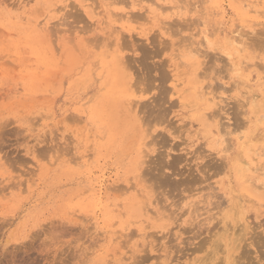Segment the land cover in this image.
<instances>
[{"label":"rangeland","instance_id":"1","mask_svg":"<svg viewBox=\"0 0 264 264\" xmlns=\"http://www.w3.org/2000/svg\"><path fill=\"white\" fill-rule=\"evenodd\" d=\"M151 1L0 0V264L264 260V0ZM214 70L224 84L198 87ZM144 80L159 94L129 99ZM162 111L201 165L159 140L140 163Z\"/></svg>","mask_w":264,"mask_h":264},{"label":"snow or ice","instance_id":"2","mask_svg":"<svg viewBox=\"0 0 264 264\" xmlns=\"http://www.w3.org/2000/svg\"><path fill=\"white\" fill-rule=\"evenodd\" d=\"M184 36H187V33L183 34ZM162 37V43L164 41H171L173 44L176 43V41L173 39L172 36H165L164 33H161ZM116 44H119V39H116ZM209 49L214 50V45L212 41H209ZM135 55L139 56L140 53L136 52ZM227 55V53H225ZM157 74V78H158ZM238 72H232L231 77L232 79H236L239 77ZM132 79L135 81V77H132ZM220 80L221 84H224V80L220 78L215 70L212 72L211 77H206L203 84L199 85L198 87H205L210 86L211 84H215L217 80ZM155 88V91H154ZM141 89H146L147 95L143 94ZM159 87L158 85L154 84L152 81L144 80L140 81L139 85L137 86L135 83L131 88L127 89V95L129 99L133 100H139V101H146L150 100L152 98H155L159 94ZM238 93H233V95H237ZM220 96H223L224 93L220 92ZM172 99H175L173 97ZM209 101H211V97L208 98ZM133 107L135 108L136 105L133 104ZM151 115V114H149ZM178 119L177 113H169L167 111L158 112L155 114V116L152 117V119H145V123L148 125L146 128L141 125V129L143 132L142 141H141V147H142V157L140 163L144 162V157H157V147H154L156 141H162L164 148L167 149V159L171 160L173 156V148L169 145L176 144L178 146L179 143H183V148L180 149L184 155L188 157V163L189 165H192L193 167H198L203 163V160L197 156V153L201 152V149L204 147V144H198L197 141L199 137L197 138H191L189 137L188 141H185L183 136H178L177 132L178 130L172 126L169 121H175ZM204 135H205V141L204 143L207 144L210 151H218V149L215 147V145L211 142L209 139L210 137V130L211 132H215L216 130V122L212 121L210 117L204 118L201 125ZM223 138L219 137L217 138V142L221 141ZM223 145L221 144V148ZM221 155H223V152H220ZM158 158V157H157ZM35 159V157H33ZM39 162V161H38ZM181 167H184L183 164H181ZM165 172L168 171L167 166L163 169ZM187 205H185L186 207Z\"/></svg>","mask_w":264,"mask_h":264},{"label":"bare ground","instance_id":"3","mask_svg":"<svg viewBox=\"0 0 264 264\" xmlns=\"http://www.w3.org/2000/svg\"><path fill=\"white\" fill-rule=\"evenodd\" d=\"M84 1H85V0H84ZM149 1H150V0H149ZM159 1H162V0H159ZM172 1H173V0H172ZM242 1H243V0H242ZM259 1H260V0H259ZM119 2H120V1H119ZM119 2H117V3H119ZM122 2H123V1H122ZM135 2H137V1H135ZM151 2H153V0H152ZM244 2H245V1H244ZM246 2H247V1H246ZM246 2H245V3H246ZM257 2H258V1H257ZM120 3H121V2H120ZM249 3H250V2H249ZM122 4H123V3H122ZM118 5H119V4H118ZM133 5H134V4H133ZM243 5H244V4H243ZM245 5H246V4H245ZM248 5H249V4H248ZM251 5H252V4H251ZM249 6H250V5H249ZM253 6H254V5H253ZM64 7H65V6H64ZM69 7H70V5H69ZM160 7H161V5H160ZM175 7H176V6H175ZM254 7H255V6H254ZM135 8H136V7H135ZM161 8H163V7H161ZM171 8H173V7H171ZM243 8H244V6H243ZM155 9H156V8H155ZM158 9H159V8H158ZM168 9H169V8H168ZM246 9H247V8H246ZM250 9H252V8H250ZM55 10H56V9H55ZM165 10H166V9H165ZM165 10H164L163 12H165ZM240 10H242V8H240ZM166 11H167V10H166ZM255 11H256V10H255ZM258 11H259V10H258ZM248 12H249V11H246L245 13L248 14ZM250 12H251V11H250ZM37 13H39V12H37ZM108 13H109V12H108ZM253 13H254V11H253ZM255 13H256V12H255ZM257 13H258V12H257ZM127 14H128V16H129V17H127L128 20H129V19L133 20V18H134L133 15H129V14H131V13H127V12H126L125 16H126ZM132 14H133V13H132ZM117 15H118V14H117ZM244 15H245V14H244ZM125 16H124V17H125ZM131 17H132V18H131ZM125 18H126V17H125ZM125 18H123V20H125ZM114 19H115V18H114ZM135 19H138V18H135ZM135 19H134V21H135ZM128 20H127V21H128ZM24 21H25V20H24ZM129 21H130V20H129ZM136 22H137V20H136ZM103 23H104V22H103ZM40 24H41V23H40ZM43 25H44V24H43ZM38 26H39V25H38ZM39 28H40V27H39ZM42 28H43V27H42ZM40 29H41V28H40ZM48 30H49V29H48ZM44 31H45V30H44ZM46 31H47V30H46ZM46 31H45V32H46ZM233 31H234V30H233ZM257 31H258V30H257ZM46 33H47V32H46ZM242 33H243V31H242ZM247 33H248V32H247ZM212 35H213V34H212ZM244 36H245V35H244ZM121 40H122V39H121ZM206 40H207V42H208V44H209V41H210V40H209L208 36H206ZM231 40H232V41H231V45H230V47H231V46L234 47V50H235V51H238L237 47L239 48L240 45H241L240 48H241L242 46L245 45L244 43H242V42H244V40H243V36H242V34L240 33V31H239V32H238V31H235L234 36L231 38ZM242 40H243V41H242ZM229 42H230V41H229ZM241 43H242V44H241ZM249 43H251V42H249ZM226 44H227V43H226ZM229 44H230V43H229ZM248 45H249V44H248ZM214 47H215V46H214ZM240 48H239V50H240ZM247 48H248V47H247ZM232 50H233V49H232ZM235 51H234V53H235ZM227 52H229V51H227ZM192 53H193V52H192ZM237 53H238V52H237ZM194 54H196V52H194ZM203 54H204V53H203ZM235 54H236V53H235ZM201 56H202V55H201ZM228 56H229V58H230V57H231V54L228 53ZM117 61H119V60H117ZM256 63H257V62H256ZM123 64H124V63H123ZM242 64H243V63H242ZM257 64H258V63H257ZM241 66H242V65H241ZM254 66H255V65H254ZM236 67H237V66H236ZM246 67H247V65H246ZM237 68H239V67H237ZM241 68H242V67H241ZM247 68H248V67H247ZM244 70H245V69H244ZM251 74H252V73H251ZM261 75H262V74H261ZM252 76H253V75H252ZM254 78H255V77H254ZM260 83H261V82H260ZM252 85H253V84H252ZM258 85H259V84H258ZM248 86H249V85H248ZM259 86H260V85H259ZM243 88H244V87H243ZM244 96H245V95H244ZM186 97H187V96H186ZM263 102H264V101H263ZM215 105H216V104H215ZM217 105H218V104H217ZM132 107H133V106H132ZM141 112H142V111H141ZM138 113H139V112H138ZM208 117H209V116H208ZM212 117H213V116H212ZM210 118H211V117H210ZM261 119H263V118H261ZM141 122H142V121H141ZM244 127H245V126H244ZM220 128H221V127H220ZM247 128H248V127H247ZM252 128H253V127H252ZM218 129H219V128H218ZM240 129H241V127H240ZM224 146H225V145H224ZM225 148H226V147H225ZM245 148H246V147H245ZM257 153H258V152H257ZM244 167H245V166H244ZM246 169H247V168H246ZM130 183H131V182H130ZM9 187H10V186H9ZM118 187H119V186H118ZM133 187H134V186H133ZM4 188H6V187H4ZM4 188H3V189H4ZM128 189H129V188H128ZM132 189H133V188H132ZM123 190H125V189H123ZM253 200H254V198H253ZM146 203H147V202H146ZM143 204L145 205V203H143ZM144 207H145V206H144ZM257 213H259V212H257ZM257 217H258V216H257ZM245 222H246V221H245ZM247 223H248V222H247ZM190 224H191V223H190ZM229 224H230V223H229ZM249 224H250V223H249ZM258 224H259V223H258ZM214 225H215V224H214ZM217 225H219V224H217ZM249 227H250V226H249ZM249 227H248V228H249ZM189 228H190V227H189ZM227 228H229V227H227ZM238 228H239V227H238ZM225 229H226V228H225ZM245 229H246V228H245ZM234 231H235V230H234ZM254 231H255V230H254ZM199 233H200V232H199ZM201 233H202V232H201ZM208 233H209V232H208ZM248 233H250V232H248ZM253 233H255V232H253ZM263 233H264V232H263ZM238 234H239V233H238ZM201 235H202V234H201ZM201 235H199V236H201ZM203 235H204V234H203ZM239 235H240V234H239ZM252 235H253V234H252ZM252 235H250V236H252ZM254 235H255V234H254ZM254 235H253V236H254ZM260 235H261V234H260ZM151 236H152V234H151ZM227 236H228V235H227ZM257 236H259V235H257ZM262 236H264V235H262ZM196 237H197V236H196ZM211 237H212V236H211ZM213 237H214V236H213ZM199 238H201V237H199ZM205 238H206V237H205ZM223 238H224V237H223ZM241 238H242V237H241ZM241 238H240V239H241ZM252 238H253V237H252ZM252 238L250 237V239H252ZM254 238H255V236H254ZM256 238H258V237H256ZM219 239H220V238H219ZM219 239H218V240H219ZM260 239H262V240L264 241V237L262 238V237L260 236ZM260 239H259V240H260ZM167 240H168V239H167ZM210 240H211V239H210ZM218 240H217V241H218ZM254 240H256V239H254ZM262 240H260V241H262ZM236 241H237V240H236ZM256 241H257V240H256ZM256 241H255V242H256ZM260 241H259V242H260ZM263 241L260 242V247H261L262 249L264 248V243H263ZM242 242H243V240H242ZM245 242H246V241H245ZM245 242H244V243H245ZM259 242H257L256 246H258V243H259ZM203 243H204V242H203ZM220 243H221V241H220ZM248 244H250V243H248ZM248 244H247V245H248ZM252 244L254 245V242L251 243L248 247H249V248H250V246L252 247V246H253ZM175 245H176V244H175ZM193 245H194V244H193ZM200 245H202V242H201ZM209 245H210V244H209ZM240 245H241V244H240ZM247 245H246V246H247ZM198 246H199V245H198ZM217 246H218V245H217ZM222 246H223V245H222ZM226 246H227V245H226ZM235 246H236V245H235ZM256 246H255V247H256ZM209 247H210V246H209ZM240 247H242V245H241ZM248 247H247V248H248ZM217 248H218V247H217ZM221 248H222V247H221ZM229 248H230V247H229ZM231 248H232V247H231ZM237 248H238V247H237ZM261 248H258L257 250L259 251V249L261 250ZM215 249H216V248H215ZM244 249H245V247H244ZM254 249H255V248H254ZM229 250H230V249H229ZM232 250H233V249H232ZM236 250H237V249H236ZM236 250H234V251H236ZM242 250H243V247H242ZM240 251H241V250H240ZM244 251H246V249H245ZM244 251H242V252L244 253ZM250 251H251V250H250ZM258 251H255L256 254H258ZM210 252H212V251H210ZM213 252H214V251H213ZM213 252H212V253H213ZM242 252H241V254H243ZM247 252H248V251H246L245 253H247ZM234 253H235V252H234ZM245 253H244V254H245ZM248 253H249V252H248ZM250 253H251V252H250ZM250 253H249V255H252V254H250ZM261 253H262V257H263V259H264V249H263L262 252L259 253V255H260ZM207 254H208V253H207ZM253 254H254V253H253ZM209 255H210V253H209ZM141 256H142V255H141ZM235 256H236V255H235ZM238 256H239V253H238ZM246 256H248V255H246ZM232 257H233V256H232ZM240 257H241V256H240ZM240 257H239V258H240ZM249 257H250V256H248V258H249ZM251 257H252V256H251ZM257 257H258V256H257ZM243 258H244V257H243ZM245 258H246V257H245ZM260 258H261V257H260ZM175 259H176V258H175ZM205 259H206V258H205ZM210 259H211V258H210ZM258 259H259V258H258ZM237 260H238V259H237ZM243 260H245V259H243ZM256 260H257V259H256ZM256 260H255V261H256ZM259 260H261V259H259ZM259 260H258V262H259ZM147 261H148V260H147ZM220 261H221V260H220ZM240 261H241V260H240ZM250 262H251V261H250ZM250 262H249V263H250ZM256 262H257V261H256ZM256 262H255V263H256ZM258 262H257V263H258ZM261 262H264V260L261 261ZM261 262H260V263H261ZM230 263H231V261H230ZM242 263H244V261H241V262H240V264H242ZM249 263H248V264H249ZM251 263H254V258H253V257H252V262H251ZM251 263H250V264H251ZM257 263H256V264H257ZM260 263H259V264H260ZM231 264H237V262H233V261H232ZM246 264H247V263H246ZM261 264H263V263H261Z\"/></svg>","mask_w":264,"mask_h":264}]
</instances>
